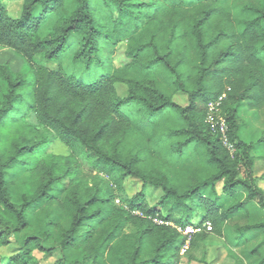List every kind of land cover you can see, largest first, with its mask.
<instances>
[{"label": "clouds", "instance_id": "9594fccd", "mask_svg": "<svg viewBox=\"0 0 264 264\" xmlns=\"http://www.w3.org/2000/svg\"><path fill=\"white\" fill-rule=\"evenodd\" d=\"M0 264H264V0H0Z\"/></svg>", "mask_w": 264, "mask_h": 264}]
</instances>
